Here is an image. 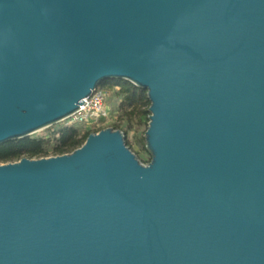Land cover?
Masks as SVG:
<instances>
[{
	"label": "water",
	"instance_id": "water-1",
	"mask_svg": "<svg viewBox=\"0 0 264 264\" xmlns=\"http://www.w3.org/2000/svg\"><path fill=\"white\" fill-rule=\"evenodd\" d=\"M109 80L150 161L105 127L0 164V264H264V0H0V145Z\"/></svg>",
	"mask_w": 264,
	"mask_h": 264
},
{
	"label": "trees",
	"instance_id": "trees-1",
	"mask_svg": "<svg viewBox=\"0 0 264 264\" xmlns=\"http://www.w3.org/2000/svg\"><path fill=\"white\" fill-rule=\"evenodd\" d=\"M103 85L107 87L108 91L113 92L118 102L114 123L111 127L124 133L126 145L131 150L132 143L129 141L128 132L134 126L145 127L138 141L142 149L147 152L143 134L149 121L148 108L150 102L146 91L123 80H109L104 82ZM67 121L68 119L64 120L63 123L60 122L44 129L47 131L44 135L32 134L26 138L0 145V163L14 162L22 158H41L70 153L80 147L90 133L98 132L106 127L102 126L103 123H100V126L89 127L76 123L68 124ZM149 161L150 156L146 162Z\"/></svg>",
	"mask_w": 264,
	"mask_h": 264
},
{
	"label": "rangeland",
	"instance_id": "rangeland-1",
	"mask_svg": "<svg viewBox=\"0 0 264 264\" xmlns=\"http://www.w3.org/2000/svg\"><path fill=\"white\" fill-rule=\"evenodd\" d=\"M99 90H102L103 92L106 93L107 95V99L105 101V108L107 110V113H108V118H101V121L100 123H103L102 126H108V127H111L114 123V118H115V115H116V106H117V97L114 96L113 92L111 91H108L107 90V87L103 84H101L100 86L97 87ZM64 121H62L61 123H63ZM68 124L69 121H67ZM76 124H81V125H85V126H89L90 124H93V122H90V123H85V122H78ZM100 126V125H99ZM123 128H124V124L122 125ZM95 127V126H93ZM145 130V127H137V126H134L133 129L128 132V138H129V141L132 143V150L134 151V153H136L137 157L139 160L142 161L143 164H147V160H148V157H149V154L144 151L141 147V145H139V141L138 139L142 136V133L143 131ZM46 130H42V131H39L37 133H34L36 135H44L46 134ZM144 136V134H143ZM2 164V163H0Z\"/></svg>",
	"mask_w": 264,
	"mask_h": 264
},
{
	"label": "built area",
	"instance_id": "built-area-1",
	"mask_svg": "<svg viewBox=\"0 0 264 264\" xmlns=\"http://www.w3.org/2000/svg\"><path fill=\"white\" fill-rule=\"evenodd\" d=\"M106 99V93L97 88L91 96L82 99L78 111L68 118L69 123L93 122V124H90L89 127L98 126L101 118H108V113L105 108Z\"/></svg>",
	"mask_w": 264,
	"mask_h": 264
}]
</instances>
